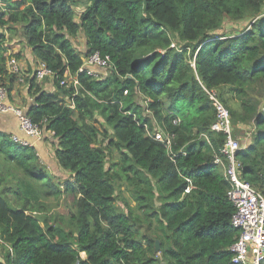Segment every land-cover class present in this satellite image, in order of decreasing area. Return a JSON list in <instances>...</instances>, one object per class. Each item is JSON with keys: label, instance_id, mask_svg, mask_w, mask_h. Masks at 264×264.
<instances>
[{"label": "trees", "instance_id": "obj_1", "mask_svg": "<svg viewBox=\"0 0 264 264\" xmlns=\"http://www.w3.org/2000/svg\"><path fill=\"white\" fill-rule=\"evenodd\" d=\"M81 1L0 0V86L9 94L17 83L5 45L17 37L54 73L51 92L26 76L25 109L53 133L54 159L70 178L50 175L32 147L0 133V264H232L235 208L212 163L224 136L210 130L216 113L204 89L225 107L227 93L239 103L226 108L249 138L237 153L241 177L264 196V0H84L77 22ZM226 21L247 29L217 35ZM94 53L111 69L78 74ZM68 75L81 84L74 110L64 103L72 89L59 86ZM157 128L174 136L171 158ZM122 181L134 201L126 212L115 205ZM65 194L73 211L48 215L46 202Z\"/></svg>", "mask_w": 264, "mask_h": 264}, {"label": "built area", "instance_id": "obj_2", "mask_svg": "<svg viewBox=\"0 0 264 264\" xmlns=\"http://www.w3.org/2000/svg\"><path fill=\"white\" fill-rule=\"evenodd\" d=\"M111 67L110 60L107 57L102 58L98 53H94L83 59L77 73L98 79L96 70L111 69ZM6 70L15 77L17 83H25L26 76L23 74L22 67L18 60L9 54H7L6 59ZM33 76L40 82L46 79L51 83L54 81V73L43 63L34 67ZM59 85L72 88V98H64V103L67 108L74 109L73 98L78 95L80 89L77 77L68 75L59 82ZM204 90L216 113L215 122L210 130L224 136L222 146L218 154L214 156L212 163L223 168L224 177L230 184L227 197L235 208V212L231 217V226L239 232L237 239L229 247L232 254L231 263L261 264L264 260V196L243 181L241 177L242 166L237 159V153L244 148V144L235 136L229 111L219 101L214 90ZM7 99L8 91L6 87L0 86V112L13 114L17 119L19 132L30 139L23 140L18 135H12L11 141L13 143L23 147H32L33 143H39L45 136L51 137L53 135L44 128L33 124L26 115V109L13 108L6 104ZM157 129L152 136L156 142L165 147L171 158L174 136L166 134L160 128ZM187 181L189 183V180ZM189 188H186L185 193L189 192ZM8 250L11 254V249L8 248Z\"/></svg>", "mask_w": 264, "mask_h": 264}, {"label": "rangeland", "instance_id": "obj_3", "mask_svg": "<svg viewBox=\"0 0 264 264\" xmlns=\"http://www.w3.org/2000/svg\"><path fill=\"white\" fill-rule=\"evenodd\" d=\"M80 4L78 5L77 8H75V17H76V21L78 22V18L79 15L82 13V11L85 9L86 7V2L83 0L81 2H79ZM247 29V22H236L233 23L231 21H226L225 24L223 25V30H221L220 32L217 33V35L221 36L224 34L227 35H236L239 32H242L244 29ZM178 41L173 40V46L174 47H178L177 43ZM181 45V43H179ZM178 44V45H179ZM6 47H7V54L14 56L18 62L20 63V65H22V70H23V74L25 76L29 75L32 72V69L35 67H30V62L33 61V64L35 62V60H31V61H26L25 57L26 55L29 56L30 55V51L28 50L29 48L26 47V45L24 44V42L20 39H18L17 37H13L11 40H9L8 42H6ZM76 50L83 52L84 48L82 45V42L79 41L76 43ZM27 51V53L25 52ZM31 56V55H30ZM33 57V56H32ZM24 63V64H23ZM24 65V66H23ZM38 84L41 86V88L47 92H51L54 90V86L51 85V83L46 79L42 82H38ZM227 89V88H226ZM230 90V89H229ZM13 91V93L11 94V92ZM231 91V90H230ZM11 92H9L8 94V99L6 100V104L10 105L13 108H20V109H25L27 104H29L31 102V99L29 98V96L27 95V87L26 85L23 84H17L15 82L13 89L11 90ZM227 92V90L225 91ZM233 92V91H232ZM231 94L232 93H227L225 94V97L228 98L226 107L227 108H231V109H239V103L237 101H235L236 99L231 98ZM138 104L145 109V99L141 96L138 97L137 99ZM97 120L99 121V123H102L103 120L101 117H97ZM249 127V128H248ZM248 131L252 132L254 131V127L252 125L248 126ZM235 136L238 140L241 141L242 144H246L247 141L249 140V138L247 137V135H245V133H243L241 130H236L235 131ZM248 138V140H247ZM101 143L103 145H106V140L101 141ZM48 148L51 150L49 151L50 154H52V150L55 148V144L54 145H49ZM108 161H110V163L112 162H117L118 160V155L116 152L111 151L108 152ZM55 161V159H54ZM56 165H57V169L61 172V173H57V169L53 168L52 166H50V164H47V172L55 177H58V179L60 180H69V176L67 173H63L65 171H63L57 164V162L55 161ZM222 173V172H221ZM117 196H116V202L115 205L121 210V211H125L124 209V202H127L131 205V207L134 206V201L132 199V186L127 183L126 181H122L119 183V187L117 189L116 192ZM72 196L69 195L67 196V194L64 195V197L59 201H48L46 202L47 207H49V212L48 215L52 214V215H56L58 217H62V218H66L65 216L68 215L71 211H73V207H72ZM136 211V210H135ZM136 215H141V213L139 211L135 212ZM156 225L155 222H153V227ZM153 229V228H152ZM158 242V241H157ZM7 252V248L5 245H1L0 244V256H2L3 254H5ZM159 252V251H158ZM82 258L84 257V255L81 256Z\"/></svg>", "mask_w": 264, "mask_h": 264}, {"label": "crops", "instance_id": "obj_4", "mask_svg": "<svg viewBox=\"0 0 264 264\" xmlns=\"http://www.w3.org/2000/svg\"><path fill=\"white\" fill-rule=\"evenodd\" d=\"M81 41L83 42V40ZM82 45H84V42ZM25 52L27 53V51ZM25 58H26L25 59L26 61L32 60V57L30 55L29 56L26 55ZM31 66L32 67L35 66V63L33 64V61L30 62V67ZM0 133L18 135L23 140H30L24 134L19 132L17 119L11 113H1L0 112ZM53 144H55V140L50 136H45L42 141H39V143L38 142L33 143V148L38 153V158L41 161V163L45 166L46 169L48 167L47 164H50V166L57 169V165L54 161V153H53L54 149L52 150V154H50L49 151L51 150L48 148L49 145L51 146ZM57 173H61V172L57 169Z\"/></svg>", "mask_w": 264, "mask_h": 264}, {"label": "clouds", "instance_id": "obj_5", "mask_svg": "<svg viewBox=\"0 0 264 264\" xmlns=\"http://www.w3.org/2000/svg\"><path fill=\"white\" fill-rule=\"evenodd\" d=\"M20 64V63H19ZM38 65V64H37ZM37 65H35V66H37ZM21 66V65H20ZM34 69V68H33ZM33 69H32V72H33ZM54 80V79H53ZM49 81V80H48ZM50 82V81H49ZM51 83V82H50ZM53 83H54V81H53ZM53 83H51V84H53ZM60 86V85H59ZM64 88H66V87H64ZM66 89H72L71 87H67ZM80 89H81V84H80ZM78 94H79V90H78ZM71 96H72V94H71ZM77 96V95H76ZM65 98H67L68 99V97H65ZM70 98H72V97H70ZM69 98V99H70ZM74 99V98H73ZM73 103H74V101H73ZM67 108V107H66ZM74 109H75V104H74ZM74 109H70V110H74ZM47 131V130H46ZM50 132V131H49ZM53 136V135H52ZM51 136V137H52ZM12 137V136H11ZM23 147V146H22ZM32 148H33V146H32ZM34 149V148H33ZM36 152V151H35ZM36 155L38 156V153L36 152Z\"/></svg>", "mask_w": 264, "mask_h": 264}, {"label": "water", "instance_id": "obj_6", "mask_svg": "<svg viewBox=\"0 0 264 264\" xmlns=\"http://www.w3.org/2000/svg\"><path fill=\"white\" fill-rule=\"evenodd\" d=\"M154 248H155L154 249L155 253H158V251H159V243L157 241L155 242V247Z\"/></svg>", "mask_w": 264, "mask_h": 264}]
</instances>
